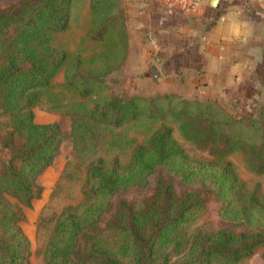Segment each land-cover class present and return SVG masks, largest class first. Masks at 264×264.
I'll list each match as a JSON object with an SVG mask.
<instances>
[{"label":"trees","instance_id":"1","mask_svg":"<svg viewBox=\"0 0 264 264\" xmlns=\"http://www.w3.org/2000/svg\"><path fill=\"white\" fill-rule=\"evenodd\" d=\"M73 1L22 0L0 10V142L8 155L0 170V264H31L21 205L40 196L38 176L63 140L57 123L34 119L42 102L72 115L68 135L77 158L67 161L61 177L85 162L75 200L39 217L45 264H240L264 245V191L249 187L229 156L240 153L250 172H264V103L247 115L174 92L113 93L104 76L122 65L128 50L119 0H90L81 31L70 27ZM138 119L151 125L141 140L122 127ZM167 121L208 157L190 154ZM100 145L130 153L125 160L92 157ZM159 166L185 184L208 183L222 218L244 228L189 229L204 210L201 190L178 193L161 178L139 205L120 199L101 226L113 198L146 184Z\"/></svg>","mask_w":264,"mask_h":264},{"label":"crops","instance_id":"2","mask_svg":"<svg viewBox=\"0 0 264 264\" xmlns=\"http://www.w3.org/2000/svg\"><path fill=\"white\" fill-rule=\"evenodd\" d=\"M197 1L183 10L161 0H119L128 34L121 69L137 75L135 92L141 84L150 89L136 93L249 102L264 84V0ZM148 64L160 74L154 83ZM253 83L256 90L247 89ZM58 174L51 165L41 172L40 198L48 197Z\"/></svg>","mask_w":264,"mask_h":264},{"label":"rangeland","instance_id":"3","mask_svg":"<svg viewBox=\"0 0 264 264\" xmlns=\"http://www.w3.org/2000/svg\"><path fill=\"white\" fill-rule=\"evenodd\" d=\"M22 0H0V10H10L19 5ZM90 10V0H74L71 12L70 19V27L71 30L73 28L77 29L80 24V19L84 13H88ZM121 12V11H120ZM124 19L122 13H120ZM79 31L80 27H79ZM125 62V60H124ZM122 63V65L124 64ZM122 65L109 72L104 76L106 80L107 86L109 90L116 94L121 95H134L140 94L136 92L146 91V88L141 84L139 86L138 91H134L133 85L131 84L136 79L137 75H132L130 72L123 71L121 69ZM264 72V71H263ZM56 80L62 79V72H60ZM156 80L152 79L154 83ZM253 85V86H252ZM247 84V89L250 87L256 90L253 84ZM246 89V90H247ZM147 90V91H148ZM254 92V91H253ZM159 93H150V94H140L144 96H155ZM254 97L250 98L249 102L245 101L243 103H235L231 100L221 98L218 99V102L223 105L227 110L234 114H247L253 115L255 110L260 103H264V84L260 85V94H253ZM206 99V98H202ZM255 99V101H254ZM241 100V99H240ZM242 102V101H240ZM47 103H39L34 107V119L37 122H54L57 123L60 127V130L63 134V140L60 144L59 153L54 157L52 163L50 164L52 167H55L56 170H59V174L57 179L55 180L54 185H52L51 190H49L47 198H34L36 202L30 206L21 205L22 212L24 214V219L19 222V225L27 235L30 240V249L31 254L29 256V260L31 264H45L42 257V245H43V234L40 232L38 234L37 224L39 217L41 215H47L51 211H57L61 209V207L65 204L71 203L75 200V194L80 191L81 184L84 180V170L83 167L85 165L84 161H80L78 166H68V170H71L69 175L62 176V172L65 168V165L68 160H74L77 158L71 138L68 133L70 130V125L72 121V115L68 113H64L62 110L54 111L51 110ZM5 117L0 115V126L2 125ZM169 122V121H167ZM174 126V135L180 141V143L186 148V150L195 157H208V150L203 148H198L194 146L192 143L186 141L180 134L177 126L173 122H169ZM123 129L129 134L134 135L138 140H141L144 135H147L150 132L151 125L144 120H135L132 122H128L124 124ZM4 132L3 128H0V138L2 137V133ZM130 153V148H116L110 151H106L103 145H100L98 150L92 157L102 156L105 158H112L114 156L120 158L121 160H125L128 158ZM7 151L2 147L0 142V170L2 165V160L7 158ZM229 158L235 163L240 176L246 182L249 187H253L258 184L259 189L264 191V172L261 174H255L250 172L243 162L242 156L240 153H233L229 156ZM89 159V157H88ZM49 166V165H48ZM47 166V167H48ZM46 167V168H47ZM45 170V169H44ZM41 174V173H40ZM39 174V175H40ZM161 178L162 180H166L172 184L176 192L183 193L187 190L199 189L201 190V196L204 198V210L198 219L189 226V229L201 228L206 231L215 230L218 228H231L233 230H241L244 227L235 222L226 221L222 218L220 214V206L221 201L216 197L214 191L210 188L208 183H195V184H185L181 182L180 177L174 173H168L166 169L162 166H159L154 173L149 175L148 182L143 185H132L128 189L121 191L118 195L113 198V208L105 213L100 221V225L104 226L110 219L112 218L114 207L118 204L120 199L125 200L126 202L132 204L133 206L139 205L143 202V200L149 198L156 186V181ZM39 180V176H38ZM41 184V182H39ZM42 185V184H41ZM59 190V193L56 197H52L53 191L55 189ZM43 189V186H42ZM57 191V190H56ZM42 192V190H41ZM10 202L17 201L15 197L6 195ZM45 230V228H43ZM216 264V263H214ZM240 264H264V245L259 246L254 253H252L249 257L245 258Z\"/></svg>","mask_w":264,"mask_h":264},{"label":"built area","instance_id":"4","mask_svg":"<svg viewBox=\"0 0 264 264\" xmlns=\"http://www.w3.org/2000/svg\"><path fill=\"white\" fill-rule=\"evenodd\" d=\"M166 5L177 6L183 10H190L197 6V0H161Z\"/></svg>","mask_w":264,"mask_h":264},{"label":"water","instance_id":"5","mask_svg":"<svg viewBox=\"0 0 264 264\" xmlns=\"http://www.w3.org/2000/svg\"><path fill=\"white\" fill-rule=\"evenodd\" d=\"M146 73L154 80H157L160 77L158 70L152 64L147 65Z\"/></svg>","mask_w":264,"mask_h":264}]
</instances>
